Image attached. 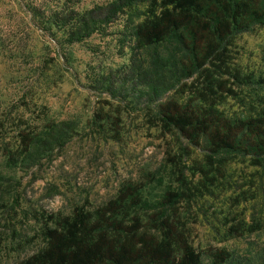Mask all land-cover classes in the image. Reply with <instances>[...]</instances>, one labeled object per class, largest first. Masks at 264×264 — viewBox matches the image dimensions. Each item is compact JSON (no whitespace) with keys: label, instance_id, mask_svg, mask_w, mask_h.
Wrapping results in <instances>:
<instances>
[{"label":"trees","instance_id":"trees-1","mask_svg":"<svg viewBox=\"0 0 264 264\" xmlns=\"http://www.w3.org/2000/svg\"><path fill=\"white\" fill-rule=\"evenodd\" d=\"M69 2L30 0L25 7L53 41L61 43L62 35L73 45L106 35L137 5L145 6L133 32L139 53L119 83L146 88L145 124L163 135H178L188 145L167 153L177 186L157 203L143 199L144 184L128 181L96 208L34 214L43 247L19 264H205L187 212L240 158L264 172V97L250 104L246 116L231 118L224 108L255 84L237 64L235 47L239 35L264 27V0H112L83 12ZM104 78L111 88L116 78ZM20 99L29 110L33 100ZM100 103L91 132L119 142L126 107L105 99ZM15 127L13 145L0 122V152L11 165L34 148L64 147L75 134L70 124L48 122L40 129L24 116ZM191 148L201 156L193 157ZM235 227L245 231L241 224ZM208 256L212 264L233 259L224 249Z\"/></svg>","mask_w":264,"mask_h":264},{"label":"rangeland","instance_id":"rangeland-1","mask_svg":"<svg viewBox=\"0 0 264 264\" xmlns=\"http://www.w3.org/2000/svg\"><path fill=\"white\" fill-rule=\"evenodd\" d=\"M69 1L83 12L112 0ZM29 2L0 0L3 133L15 145V126L24 116L40 129L48 122L70 124L75 134L64 147L34 148L15 165L0 152V204L4 207L0 210V264H19L43 247L34 214L66 215L82 205L96 208L115 197L128 181L144 184L143 199L157 203L177 186L167 153L188 145L178 135H163L145 124L146 88L119 83L131 57L139 53L134 50L133 32L143 18V4L121 17L106 35L67 45L62 35L61 43L53 41L33 20L25 7ZM235 51L237 64L253 76L255 84L244 90L240 101L230 100L224 106L231 118L248 115L250 104L264 97V84H257L264 79V27L239 35ZM109 74L116 78L111 88L104 78ZM22 97L33 100L29 110L23 107ZM104 99L126 107L119 142L91 132V121ZM190 150L193 157L201 156L200 151ZM187 216L194 229V246L203 253L205 264H212L209 252L221 249L231 253L229 264H264V172L248 160L230 164L226 177L199 198ZM240 224L245 231L235 227Z\"/></svg>","mask_w":264,"mask_h":264}]
</instances>
